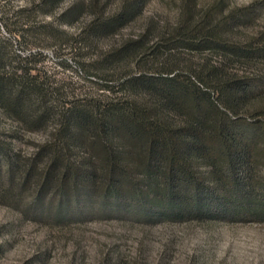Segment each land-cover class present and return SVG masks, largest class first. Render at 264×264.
<instances>
[{
	"label": "rangeland",
	"instance_id": "1",
	"mask_svg": "<svg viewBox=\"0 0 264 264\" xmlns=\"http://www.w3.org/2000/svg\"><path fill=\"white\" fill-rule=\"evenodd\" d=\"M37 1L0 0V40L10 53L19 55L28 49L40 52L29 65L39 70L34 73L43 83V105L81 104L105 95L147 103L148 97L129 94L118 79L137 72L153 74L163 68L184 71L188 77L191 67L197 69L207 62L218 64L224 60L220 52L167 50L169 43L165 39L176 25L182 0H142L138 15L118 30L97 36L82 31L94 15L112 14L125 0H98L96 8L78 5L60 19L62 12L82 0H61L46 15L38 7H31ZM219 1L224 13L242 12L244 7L258 2L254 13L236 21L227 36L254 48L264 46V0H195L199 12ZM18 7L26 8L19 14L20 22L32 26L33 31L43 23H51L62 31L60 37L49 40L47 29H39L37 38H32V32L23 39L8 35L6 27L18 26L11 24L12 13ZM145 28L149 33L142 40V50L147 48L146 52L114 63L105 61L107 53L128 39L138 38ZM158 39L163 47L153 53L151 47ZM225 66L237 78L256 85L255 89L264 86V58L248 63L226 61ZM105 78L112 81L106 82ZM105 82L111 86L110 91L102 89ZM210 90L216 100L217 91ZM237 116L247 121L255 119L249 105L238 109ZM163 119L168 128L185 127L182 112ZM57 124L56 116L25 124L18 116L0 110V264H264V221L249 214L223 218L218 212L211 217H195L188 207L179 214H164L162 203L153 204L147 198L143 163L136 168L126 167V173L114 183L100 177L86 186L75 177L64 181L55 177L39 194L46 166L44 150L28 180L21 183L15 170L8 178L7 161H16L18 167L28 165L39 146L49 140L58 142ZM127 144L128 151H143L135 142ZM94 151L85 143L70 148L69 164ZM192 165L195 180L211 179L205 163L193 161ZM223 174L229 175L226 171ZM166 181L179 188L176 178Z\"/></svg>",
	"mask_w": 264,
	"mask_h": 264
},
{
	"label": "trees",
	"instance_id": "2",
	"mask_svg": "<svg viewBox=\"0 0 264 264\" xmlns=\"http://www.w3.org/2000/svg\"><path fill=\"white\" fill-rule=\"evenodd\" d=\"M60 1L38 0L30 5L46 15ZM97 4L98 0H82L62 12L59 19L78 5L96 8ZM256 4L244 7L242 12L224 13L219 1L199 12L195 0H182L176 25L165 39L169 43L165 46L167 50L220 52L224 60L218 64L207 62L197 69L191 67L186 73L188 77L183 75L184 71L163 68L153 74L137 72L118 79L129 94L148 97L149 104L105 95L81 104L43 105V83L34 73L39 70L29 65L31 58L40 52L28 49L19 55L10 53L0 40V110L18 116L25 124L41 123L56 116L55 134L60 137L58 142L49 140L39 146L28 165L18 167L16 161H7L8 178H12L10 173L15 170L21 183L28 180L44 150H47L46 166L41 173L39 194L55 177L63 181L75 177L86 186L100 177L114 183L126 167L136 168L143 163L147 198L153 204L162 203L164 214H179L188 207L187 211L195 217H211L218 212L223 218L249 214L264 221V86L255 89L256 85L237 78L225 66L226 61L248 63L264 58V46L254 48L233 42L227 36L236 21L254 13ZM141 7L142 0H125L112 14L94 15L82 32L87 30L96 36L112 33L138 15ZM25 9L18 7L13 11L11 24L18 26L6 27L8 35L23 39L32 32V38H37L39 29H47L49 40L60 37L62 31L51 23H43L33 31L32 26L20 22L19 14ZM148 33L145 28L138 38L128 39L112 49L105 61L114 63L143 54L147 48L142 50V40ZM160 40L151 47L153 53L163 47ZM106 82L102 89L110 91ZM210 89L217 91L216 100ZM246 105L254 113L255 119L251 121L237 116L238 109ZM181 112L185 115V127L168 128L163 118ZM129 142L137 143L143 151L138 153L133 148L128 151ZM84 143L94 148V153L97 150V154L87 152L69 164L70 148ZM193 161L205 163L211 179L195 180ZM224 171L229 175H224ZM166 178H176L179 188L175 189Z\"/></svg>",
	"mask_w": 264,
	"mask_h": 264
}]
</instances>
